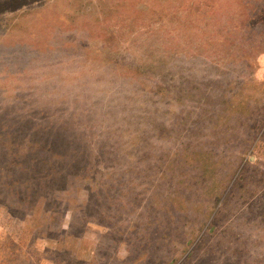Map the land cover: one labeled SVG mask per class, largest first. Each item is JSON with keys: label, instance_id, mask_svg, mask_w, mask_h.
I'll use <instances>...</instances> for the list:
<instances>
[{"label": "rangeland", "instance_id": "374dc122", "mask_svg": "<svg viewBox=\"0 0 264 264\" xmlns=\"http://www.w3.org/2000/svg\"><path fill=\"white\" fill-rule=\"evenodd\" d=\"M264 264V0H0V264Z\"/></svg>", "mask_w": 264, "mask_h": 264}, {"label": "built area", "instance_id": "2783aa9c", "mask_svg": "<svg viewBox=\"0 0 264 264\" xmlns=\"http://www.w3.org/2000/svg\"><path fill=\"white\" fill-rule=\"evenodd\" d=\"M39 264H47V263L41 262V263H39Z\"/></svg>", "mask_w": 264, "mask_h": 264}]
</instances>
